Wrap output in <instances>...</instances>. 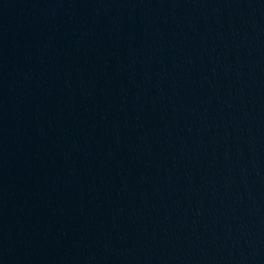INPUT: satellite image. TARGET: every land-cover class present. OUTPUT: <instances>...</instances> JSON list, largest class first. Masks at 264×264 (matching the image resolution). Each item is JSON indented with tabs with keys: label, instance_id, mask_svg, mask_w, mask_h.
<instances>
[{
	"label": "water",
	"instance_id": "obj_1",
	"mask_svg": "<svg viewBox=\"0 0 264 264\" xmlns=\"http://www.w3.org/2000/svg\"><path fill=\"white\" fill-rule=\"evenodd\" d=\"M264 0H0V264H259Z\"/></svg>",
	"mask_w": 264,
	"mask_h": 264
}]
</instances>
